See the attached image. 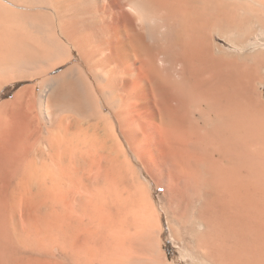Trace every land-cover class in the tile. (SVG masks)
<instances>
[{"label": "bare ground", "instance_id": "6f19581e", "mask_svg": "<svg viewBox=\"0 0 264 264\" xmlns=\"http://www.w3.org/2000/svg\"><path fill=\"white\" fill-rule=\"evenodd\" d=\"M259 44L264 0H0V264H180L138 165L203 264H264Z\"/></svg>", "mask_w": 264, "mask_h": 264}, {"label": "rangeland", "instance_id": "374dc122", "mask_svg": "<svg viewBox=\"0 0 264 264\" xmlns=\"http://www.w3.org/2000/svg\"><path fill=\"white\" fill-rule=\"evenodd\" d=\"M257 42L260 43L259 39ZM262 46H264V44H259L260 48ZM8 90L10 94L12 93L13 88ZM9 94L7 96H9ZM136 169L141 175V180L147 184L150 196L162 215V228L164 230L162 232L161 239L165 251L169 254L172 259L174 258L173 260H175L176 262H180V264H198V262L200 264H203L202 260L198 259V255L191 251L183 242V240L177 241L175 238L172 237L171 231L166 221V214L165 212H163V208H161L162 204L165 202L164 189L168 180V174L155 168H146L147 172H145L146 170L144 171V167L142 165L136 166ZM180 243L183 244V246ZM194 255L197 259L193 257Z\"/></svg>", "mask_w": 264, "mask_h": 264}]
</instances>
